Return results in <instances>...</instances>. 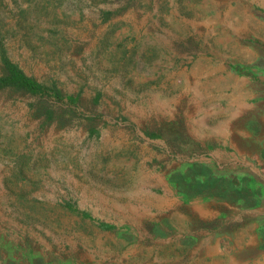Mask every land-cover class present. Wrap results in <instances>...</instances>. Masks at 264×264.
I'll return each instance as SVG.
<instances>
[{
  "label": "rangeland",
  "instance_id": "1",
  "mask_svg": "<svg viewBox=\"0 0 264 264\" xmlns=\"http://www.w3.org/2000/svg\"><path fill=\"white\" fill-rule=\"evenodd\" d=\"M2 49L0 264H264V0H0Z\"/></svg>",
  "mask_w": 264,
  "mask_h": 264
},
{
  "label": "trees",
  "instance_id": "2",
  "mask_svg": "<svg viewBox=\"0 0 264 264\" xmlns=\"http://www.w3.org/2000/svg\"><path fill=\"white\" fill-rule=\"evenodd\" d=\"M1 59L4 62L6 72L3 76H0V88L12 85L31 92H42L45 90L43 85L39 84L36 79L26 75L17 63L9 59L5 49H2Z\"/></svg>",
  "mask_w": 264,
  "mask_h": 264
},
{
  "label": "crops",
  "instance_id": "3",
  "mask_svg": "<svg viewBox=\"0 0 264 264\" xmlns=\"http://www.w3.org/2000/svg\"><path fill=\"white\" fill-rule=\"evenodd\" d=\"M201 209V208H200ZM264 208H261V210H249V209H245V208H242V209H236L233 213H232V217H231V220H232V226H241L239 227L241 230H243V226L242 225H248L250 226L253 225V228H260V224H263L262 226H264V221L258 217V215L261 213V211L263 210ZM201 211H203L201 209ZM216 215V214H215ZM262 228V227H261ZM247 230V229H246ZM238 243V242H236ZM241 245L240 246H244L243 243H240ZM246 246L248 245L247 242L245 244Z\"/></svg>",
  "mask_w": 264,
  "mask_h": 264
}]
</instances>
